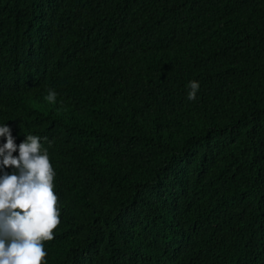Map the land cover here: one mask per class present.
<instances>
[{
    "label": "trees",
    "instance_id": "trees-1",
    "mask_svg": "<svg viewBox=\"0 0 264 264\" xmlns=\"http://www.w3.org/2000/svg\"><path fill=\"white\" fill-rule=\"evenodd\" d=\"M2 125L55 171L44 264H264V0H0Z\"/></svg>",
    "mask_w": 264,
    "mask_h": 264
},
{
    "label": "clouds",
    "instance_id": "clouds-1",
    "mask_svg": "<svg viewBox=\"0 0 264 264\" xmlns=\"http://www.w3.org/2000/svg\"><path fill=\"white\" fill-rule=\"evenodd\" d=\"M188 87V99L195 100L199 82ZM56 95L49 89L47 99L54 102ZM0 137L6 138L0 145V264H44V242L54 239L61 222L55 171L40 137L27 135L17 145L7 125L0 126Z\"/></svg>",
    "mask_w": 264,
    "mask_h": 264
}]
</instances>
